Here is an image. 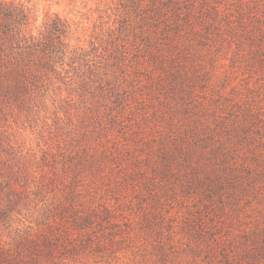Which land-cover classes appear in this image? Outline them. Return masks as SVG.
<instances>
[{"label": "rangeland", "instance_id": "1", "mask_svg": "<svg viewBox=\"0 0 264 264\" xmlns=\"http://www.w3.org/2000/svg\"><path fill=\"white\" fill-rule=\"evenodd\" d=\"M0 1L24 8L34 33L58 22L66 50L83 54L57 65L41 94L0 97L4 246L26 254L28 242L61 231L54 206L70 183L85 209L111 215L93 241L74 228L72 240L53 235L55 264H264L246 237L264 226V176L258 193L241 190L227 212L207 215L199 190L181 187L191 180L179 148L199 152L191 132L213 113L198 103H238L264 119V0L214 21L157 23L120 21L113 0ZM88 75L94 86L82 91ZM163 152L175 155L172 176L161 173Z\"/></svg>", "mask_w": 264, "mask_h": 264}, {"label": "trees", "instance_id": "2", "mask_svg": "<svg viewBox=\"0 0 264 264\" xmlns=\"http://www.w3.org/2000/svg\"><path fill=\"white\" fill-rule=\"evenodd\" d=\"M113 1L120 21L151 23L214 21L229 14L232 8L245 5L244 0ZM29 24L30 16L24 8L0 1L1 98H26L34 93L33 90L41 94L40 83L45 84L46 81L52 80L59 73L57 65H63L65 58L72 63L83 59L82 53L72 54L66 50L64 42L66 28L58 22L51 20L37 33L29 29ZM104 79L103 81L108 85L110 79L108 77ZM97 81L98 89H102V78ZM94 83V78L88 75L81 78L79 85L82 91H87L94 86ZM211 103L208 109L206 104L198 103L202 110H210L209 112L213 113L210 123L205 121L210 117L203 116L204 120L199 122L202 123L200 128L191 132L199 146L198 154L190 153L181 145L179 147L181 160L190 168V173L186 174V177L191 180L190 183L181 184V187L185 191L199 190L201 194L197 197H201L210 209H207V215H209L208 211H213V215L216 212L220 214L227 212L224 205L228 203L230 207L233 206L241 195V190L258 193L262 185L256 182L264 176L262 158L264 119L259 116V112L249 106L242 108L238 103L228 105L222 102ZM238 125L241 127L240 133H234L236 130L234 126L239 127ZM217 127H222L223 132H227L225 142L212 136L214 131L211 128L216 134ZM161 159H164L162 162L164 169L161 173L164 176L174 175V153L170 152L168 155L163 152ZM71 185L69 183L71 191L64 197V201L54 206L58 220H54L53 227L60 225L63 229L56 235L50 229L38 242H28L26 254L20 250L13 251L7 248L0 240V264H55L52 237L54 235L64 241L72 240L70 230L73 228L78 230L79 236L85 235L89 241H93L90 231L96 226L103 228V225L109 222L111 211L106 206L103 211L91 207L85 209L82 203L78 202V194ZM7 186L10 187L9 184ZM262 187L264 190V186ZM260 194L264 195L262 192ZM198 219L202 225L204 222L202 216ZM57 227L55 231L60 230ZM259 229L261 230L247 232L246 237L251 246L256 248L255 244L258 245L260 248L258 256L264 258V226ZM258 262L256 261L255 264H260Z\"/></svg>", "mask_w": 264, "mask_h": 264}]
</instances>
